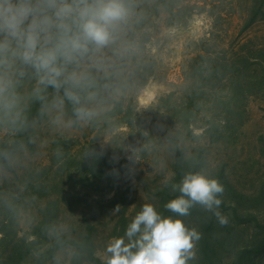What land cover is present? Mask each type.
<instances>
[{
	"label": "rangeland",
	"instance_id": "1",
	"mask_svg": "<svg viewBox=\"0 0 264 264\" xmlns=\"http://www.w3.org/2000/svg\"><path fill=\"white\" fill-rule=\"evenodd\" d=\"M133 2L143 13L148 9L150 17L142 20L140 15L132 13L128 24L120 30L116 43L81 66V70H92L108 79L102 92L107 99L94 96L86 105L96 115L91 120L79 121L82 128L75 127L66 111V99L61 108L57 105L63 96L48 95L41 105L44 115L35 118L34 122L36 151L22 147L11 159L13 170L0 168V187L19 186L26 180V172L32 169L41 172L46 168L51 182L54 181L49 193H52V199L60 201L61 206L58 234L66 235L74 242L91 237L99 257L104 260L109 256L106 251L109 243L114 238L124 237L131 220L144 204L153 205L162 216L168 217L164 214L165 204L160 192L174 175L176 153L168 135L173 137L176 132L162 129L163 112L151 108L158 105L161 97L176 91L184 83L183 70L193 56V41L210 38L211 32L217 28L223 35L218 43L236 49L243 46L264 49V19L246 27L255 14V0ZM215 6L219 8L215 10ZM211 12L220 13L223 20L216 22ZM149 23L150 28L147 27ZM147 32L151 42L142 51L138 40ZM144 70L153 74L148 83L140 87ZM26 81L22 101L36 103L33 90L37 81ZM124 93L134 95L136 111L142 121L134 131L125 126L118 127V120L108 117L114 101ZM248 114V121L239 136L226 143L210 145L209 155L213 169L226 170L239 191L258 195L264 183V92L250 98ZM14 122L8 120L10 126L0 132L1 140L13 139L15 132L9 127ZM97 144L107 149L113 160L121 163L103 179L87 170L93 147ZM43 175L47 177L46 173ZM42 203L37 198L25 200L20 214L22 235L34 237L32 234L43 215ZM221 213L230 221L234 220L229 213ZM125 214L127 221L123 222L121 219ZM243 215L244 219L248 217ZM173 219H181L187 228L199 232L196 221H188L185 217ZM241 228L238 234L242 239L247 234L251 237L260 232L254 222H246ZM198 245L199 240L195 242L194 253L198 251ZM76 251V246H70L48 264H72ZM222 253V262L213 261V264H227L230 253L228 250ZM256 263L264 264V257L256 258Z\"/></svg>",
	"mask_w": 264,
	"mask_h": 264
},
{
	"label": "trees",
	"instance_id": "2",
	"mask_svg": "<svg viewBox=\"0 0 264 264\" xmlns=\"http://www.w3.org/2000/svg\"><path fill=\"white\" fill-rule=\"evenodd\" d=\"M255 1V14L246 27L252 26L261 18L264 19V0ZM130 6L132 13L140 15L142 20L150 17L149 10L146 9L143 13L133 0H130ZM218 8L214 7L215 10ZM211 15L216 22L223 20L220 13L211 12ZM150 26L151 23L147 25L148 28ZM222 37V32L216 28L211 32L210 38L193 41V56L183 70L184 83L176 91L161 97L158 105L151 108L155 112H163L164 121L160 125L162 129L176 132L173 137L168 135L176 153L174 175L162 187L160 196L165 205L171 199L177 198L180 195L178 186L188 174L199 173L218 179L225 189L221 197L223 203L220 211L229 213L234 220L228 219V224L221 226L212 212L206 211L200 205L193 206L189 215L184 217L188 221L194 220L198 223L201 238L198 251L188 261L192 262L191 264L222 262V251L228 250L230 259L227 264H257L256 258L264 257V183L258 195L239 191L226 170L213 169L209 146L237 138L247 123L250 98L264 92V49H247V46L236 49L218 43V39ZM149 42L150 34L143 33L138 40V47L145 51ZM27 71V75L19 78L20 83L17 86L20 118L13 121V125L9 127L15 134L12 140L0 139V168L6 170H13L11 159L22 147L36 151L33 139L34 122L35 118L44 115L41 107L44 98L50 94L63 96L62 90L56 93L53 88L48 87L42 93L43 99L25 104L22 97L26 90V80L36 81L35 77H31V70ZM88 72L95 81V87L92 89L94 96L107 99L102 92L108 84V79L102 78L92 70ZM152 74V71L144 70L139 86H145ZM34 84L36 85V82ZM65 102L66 111L74 126L82 128L74 115L73 105L67 100ZM136 108L134 95L124 93L120 99L114 101V108L108 113V117L118 120V127L125 126L134 131L142 122ZM23 115L25 117L22 119ZM9 119L0 113V132L10 126ZM93 148L87 169L89 174L103 179L109 172L120 167L121 163L113 160L107 149L98 144ZM46 170L45 168L37 172L32 169L26 172V180L21 185L0 187V264H48L52 259L59 258V254L70 246L77 247L72 264H106V260L99 257L91 237L74 242L66 235L58 234L61 206L60 201L52 199V193H49L54 181L51 182ZM43 173H46L47 177H44ZM28 198H37L44 204L42 219L32 234L34 237L22 235L20 229L21 207ZM164 214L179 218L166 208ZM243 214L248 217L244 219ZM121 220L127 221L126 214ZM246 222H254L260 232L251 237L247 234L242 239L238 233L242 231L241 225L245 226Z\"/></svg>",
	"mask_w": 264,
	"mask_h": 264
},
{
	"label": "clouds",
	"instance_id": "3",
	"mask_svg": "<svg viewBox=\"0 0 264 264\" xmlns=\"http://www.w3.org/2000/svg\"><path fill=\"white\" fill-rule=\"evenodd\" d=\"M131 16L130 0H0V113L19 119L17 86L31 70L36 99H43L48 87L56 93L62 90L57 106L62 108L66 99L77 120H91L96 112L86 105L94 98L95 81L81 66L113 46ZM178 191L180 195L166 203L168 211L184 217L200 205L221 226L228 224L220 211L225 189L218 179L188 174ZM200 238L181 219L164 217L144 204L124 237L109 243L106 264H187Z\"/></svg>",
	"mask_w": 264,
	"mask_h": 264
}]
</instances>
